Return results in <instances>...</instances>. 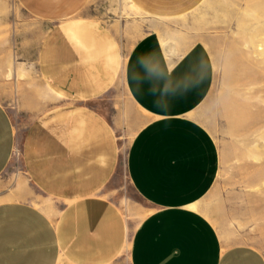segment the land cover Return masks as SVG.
I'll return each instance as SVG.
<instances>
[{
	"label": "crops",
	"instance_id": "obj_1",
	"mask_svg": "<svg viewBox=\"0 0 264 264\" xmlns=\"http://www.w3.org/2000/svg\"><path fill=\"white\" fill-rule=\"evenodd\" d=\"M90 1L22 0L47 22L38 66L58 98L28 128L22 164L29 183L62 203L67 218L55 221L28 200L0 203V264H109L119 256L125 220L108 193L122 151L107 97L121 78L147 117L126 156L129 180L152 211L133 234L131 264H264L259 249L228 242L202 210L221 168L217 142L197 117L215 81L209 49L203 42L170 48L152 31L123 58L109 27L78 17ZM130 1L175 19L202 0ZM18 151L0 103V177Z\"/></svg>",
	"mask_w": 264,
	"mask_h": 264
},
{
	"label": "rangeland",
	"instance_id": "obj_2",
	"mask_svg": "<svg viewBox=\"0 0 264 264\" xmlns=\"http://www.w3.org/2000/svg\"><path fill=\"white\" fill-rule=\"evenodd\" d=\"M78 17L109 27L123 58L152 31L170 48L184 50L195 42L207 46L215 81L197 117L217 142L221 168L202 210L228 242L251 245L264 254V0H202L190 13L175 19L150 16L130 0H91ZM46 23L22 0H0V103L13 120L19 149L0 177V203L28 200L60 221L67 218L64 205L34 189L21 155L31 123L58 102L38 66ZM107 99L122 151L108 196L125 220L121 252L109 264H131L133 234L152 211L129 180L126 156L147 117L133 104L122 78ZM46 202L51 203V210ZM60 264L78 263L66 259Z\"/></svg>",
	"mask_w": 264,
	"mask_h": 264
},
{
	"label": "bare ground",
	"instance_id": "obj_3",
	"mask_svg": "<svg viewBox=\"0 0 264 264\" xmlns=\"http://www.w3.org/2000/svg\"><path fill=\"white\" fill-rule=\"evenodd\" d=\"M18 154H19V151H18Z\"/></svg>",
	"mask_w": 264,
	"mask_h": 264
}]
</instances>
